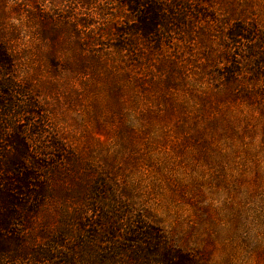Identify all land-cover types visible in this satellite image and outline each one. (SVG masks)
Here are the masks:
<instances>
[{"label":"rangeland","instance_id":"374dc122","mask_svg":"<svg viewBox=\"0 0 264 264\" xmlns=\"http://www.w3.org/2000/svg\"><path fill=\"white\" fill-rule=\"evenodd\" d=\"M148 1L171 23L141 37L123 0H0V42L173 249L264 264V48L227 39L264 0Z\"/></svg>","mask_w":264,"mask_h":264},{"label":"trees","instance_id":"16d2710c","mask_svg":"<svg viewBox=\"0 0 264 264\" xmlns=\"http://www.w3.org/2000/svg\"><path fill=\"white\" fill-rule=\"evenodd\" d=\"M123 3L136 18L135 36L171 23L148 0ZM235 36L243 48L244 40L253 52L264 48L255 29L233 28L232 45ZM37 90L0 42V264H205L169 245L126 197L111 165L95 164L89 149L81 153Z\"/></svg>","mask_w":264,"mask_h":264}]
</instances>
